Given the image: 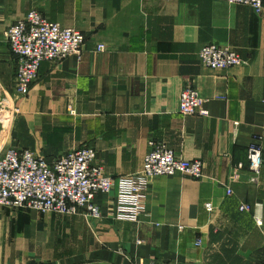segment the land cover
Segmentation results:
<instances>
[{"label":"crops","instance_id":"crops-1","mask_svg":"<svg viewBox=\"0 0 264 264\" xmlns=\"http://www.w3.org/2000/svg\"><path fill=\"white\" fill-rule=\"evenodd\" d=\"M30 8L85 40L79 56L42 61L17 98L5 32ZM208 43L233 48L244 63L204 66L198 51ZM187 85L208 115L178 111ZM1 103L16 112L0 124V153L25 148L51 162L90 147L116 177L141 168L152 139L201 160L203 175L151 178L137 221L0 206V264L264 261V166L250 182L247 160L249 142L264 156V11L223 0H0ZM110 198L94 201L104 211Z\"/></svg>","mask_w":264,"mask_h":264},{"label":"built area","instance_id":"built-area-1","mask_svg":"<svg viewBox=\"0 0 264 264\" xmlns=\"http://www.w3.org/2000/svg\"><path fill=\"white\" fill-rule=\"evenodd\" d=\"M223 1L249 6L257 13L264 11V0ZM5 36L16 57L13 90L17 98L28 93L42 61H61L69 55L79 56L85 40L80 31L48 20L36 8H30L11 24ZM96 50H104V45L98 44ZM198 56L204 66L212 69L223 70L244 63L236 50L216 43L203 45ZM178 111L183 115H208L205 99L192 85L180 91ZM15 112L14 106L0 104L2 128L9 124L10 116ZM147 145L141 168L116 177L104 171L96 151L90 147L69 150L51 162L29 149L8 147L0 153V206L24 207L60 215H73L83 209L87 216L94 218L137 221L146 212V193L151 178L177 172L192 178L203 175L201 160L185 159L161 140L151 139ZM247 160L249 181L257 182L264 166L262 148L257 142H249ZM227 193H230L229 189ZM101 195H111L104 211L94 201ZM205 208L211 210V204L206 203ZM249 208L245 203L239 205L240 210ZM256 264H264V261Z\"/></svg>","mask_w":264,"mask_h":264},{"label":"water","instance_id":"water-1","mask_svg":"<svg viewBox=\"0 0 264 264\" xmlns=\"http://www.w3.org/2000/svg\"><path fill=\"white\" fill-rule=\"evenodd\" d=\"M93 264H109L107 262H96V263H93Z\"/></svg>","mask_w":264,"mask_h":264},{"label":"rangeland","instance_id":"rangeland-1","mask_svg":"<svg viewBox=\"0 0 264 264\" xmlns=\"http://www.w3.org/2000/svg\"><path fill=\"white\" fill-rule=\"evenodd\" d=\"M8 120H9V119H8ZM8 120H7V121H8ZM7 121H6V122H7Z\"/></svg>","mask_w":264,"mask_h":264}]
</instances>
